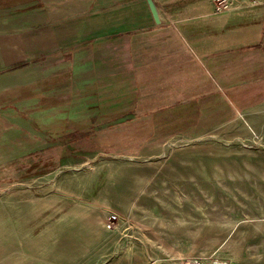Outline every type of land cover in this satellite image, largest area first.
I'll use <instances>...</instances> for the list:
<instances>
[{
  "label": "rangeland",
  "instance_id": "374dc122",
  "mask_svg": "<svg viewBox=\"0 0 264 264\" xmlns=\"http://www.w3.org/2000/svg\"><path fill=\"white\" fill-rule=\"evenodd\" d=\"M20 1L0 0V8ZM65 6L57 18L81 13ZM101 7L90 12L88 25L100 23ZM22 38H0L7 44L0 52V198L20 185L42 196L64 177L68 191L59 192L69 194L70 205L117 200L120 210L109 208L104 223L117 234L119 251L132 254L117 264H264V81L252 68L228 63L226 77L196 61L182 69L179 94L197 99L190 125L183 111L194 105L168 90L172 67L171 80L156 81L157 70L141 59L145 47L126 53L107 38L85 49L76 41L31 52L26 60L35 64L5 74L3 57ZM175 104L177 131L169 137V125L156 135L141 131L149 126L140 118ZM74 131L100 138L96 146L69 142Z\"/></svg>",
  "mask_w": 264,
  "mask_h": 264
},
{
  "label": "crops",
  "instance_id": "0c3cea01",
  "mask_svg": "<svg viewBox=\"0 0 264 264\" xmlns=\"http://www.w3.org/2000/svg\"><path fill=\"white\" fill-rule=\"evenodd\" d=\"M54 1L21 0L0 8V38L24 36L16 39L7 59L3 57L4 66H10L5 74L35 64L26 60L31 52H52L53 48L76 41L82 46L80 49H85L107 38L112 45H124L126 53L145 47L147 56L141 59L145 67L157 70L159 84L165 83V76L169 79L167 67H172L174 90H168L187 100L185 105L190 107L197 99L179 94L182 90L177 77L182 69L184 72L192 67L193 61L205 68L223 69L224 77L229 76L224 71L227 64L238 62L239 69L252 68L255 79L264 81V0H229L232 8L224 12H217L212 0H110L108 7L103 6L102 0ZM70 4L78 6L81 13L75 18H57L67 13L65 5ZM100 4L103 11L96 15L100 23L88 25L90 12ZM9 10L14 13L7 14ZM69 20L77 21L78 26H70ZM6 45L0 41V52ZM22 50L27 53L21 54ZM126 62L120 66L129 65L130 59ZM183 75L192 76L190 71ZM173 107L179 109L180 105ZM263 127L264 123L260 129ZM64 179L59 177L56 187L42 196L20 185L0 198V264H100L103 260H115L117 264L131 259L132 254L119 251L117 234L106 228L103 219L110 209L120 210L117 200L107 197L91 205H70L69 194L59 192L67 190Z\"/></svg>",
  "mask_w": 264,
  "mask_h": 264
},
{
  "label": "trees",
  "instance_id": "16d2710c",
  "mask_svg": "<svg viewBox=\"0 0 264 264\" xmlns=\"http://www.w3.org/2000/svg\"><path fill=\"white\" fill-rule=\"evenodd\" d=\"M196 107L197 106L194 105L193 110L191 109L189 111H185L186 114L188 115V117H189V113L193 114V113L197 112ZM178 110H179L178 107L175 108L172 105L171 107L165 108L161 111L156 110L157 112L155 114L152 113L151 115H147L144 120L142 118H140L138 122H140L142 125H144L146 122V124H148V126H149V129H141V131H146L147 136H149V135L151 136L153 133L156 135L159 133L158 130L161 127H164L165 125H169L167 127L169 129V131L164 133V137H169L171 134L174 133V131H177L179 129ZM184 121L186 123L188 122L185 118H184ZM75 133H79V135H76ZM98 133H91V132L80 133L79 131H74V132L70 133L68 136L70 138L69 142H76V141L80 140L79 142H87L89 144L96 146V139L97 138H94V137H96L98 135ZM144 134L145 133H143V135ZM97 137L100 138V136H97ZM113 137L117 138L116 135H113Z\"/></svg>",
  "mask_w": 264,
  "mask_h": 264
},
{
  "label": "built area",
  "instance_id": "2783aa9c",
  "mask_svg": "<svg viewBox=\"0 0 264 264\" xmlns=\"http://www.w3.org/2000/svg\"><path fill=\"white\" fill-rule=\"evenodd\" d=\"M213 1L215 2V7L217 12H224L232 8V3L229 0H213ZM250 1H255V0H250ZM116 218L117 217L115 214L111 215L109 221L107 222V226L109 228H113L115 226Z\"/></svg>",
  "mask_w": 264,
  "mask_h": 264
},
{
  "label": "water",
  "instance_id": "95a60500",
  "mask_svg": "<svg viewBox=\"0 0 264 264\" xmlns=\"http://www.w3.org/2000/svg\"><path fill=\"white\" fill-rule=\"evenodd\" d=\"M150 6H151V9H152L154 17L157 19L158 18V14H157V11H156L153 3L150 2Z\"/></svg>",
  "mask_w": 264,
  "mask_h": 264
}]
</instances>
